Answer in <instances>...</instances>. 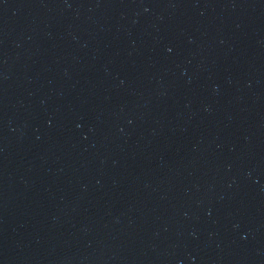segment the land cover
<instances>
[{
    "label": "water",
    "instance_id": "obj_1",
    "mask_svg": "<svg viewBox=\"0 0 264 264\" xmlns=\"http://www.w3.org/2000/svg\"><path fill=\"white\" fill-rule=\"evenodd\" d=\"M0 264H264V0H0Z\"/></svg>",
    "mask_w": 264,
    "mask_h": 264
}]
</instances>
